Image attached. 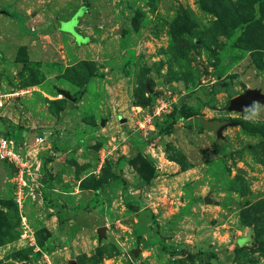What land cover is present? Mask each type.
I'll use <instances>...</instances> for the list:
<instances>
[{
    "label": "rangeland",
    "instance_id": "rangeland-1",
    "mask_svg": "<svg viewBox=\"0 0 264 264\" xmlns=\"http://www.w3.org/2000/svg\"><path fill=\"white\" fill-rule=\"evenodd\" d=\"M0 86V264H264V0H0Z\"/></svg>",
    "mask_w": 264,
    "mask_h": 264
},
{
    "label": "built area",
    "instance_id": "built-area-1",
    "mask_svg": "<svg viewBox=\"0 0 264 264\" xmlns=\"http://www.w3.org/2000/svg\"><path fill=\"white\" fill-rule=\"evenodd\" d=\"M12 94L0 86V108L4 106ZM6 133L0 135V167H3L4 164L13 166L14 171L12 172L13 176L11 177V181L17 186V194H20L22 187L26 184V176H32L34 172L30 168L27 157L21 150L19 142L15 138L10 137V133L7 135ZM43 138L44 134L39 132L34 135L33 141L35 144H39ZM39 178L40 176L37 177V179ZM38 182L37 180L36 184Z\"/></svg>",
    "mask_w": 264,
    "mask_h": 264
},
{
    "label": "water",
    "instance_id": "water-1",
    "mask_svg": "<svg viewBox=\"0 0 264 264\" xmlns=\"http://www.w3.org/2000/svg\"><path fill=\"white\" fill-rule=\"evenodd\" d=\"M86 9V8H85ZM85 9H81V13L79 16L82 15V12H84ZM73 18V17H72ZM62 94L66 98L74 99L71 97L67 92H62ZM252 101H258L260 103H264V93L260 92L258 89H248L241 95L235 96L229 100L228 108L230 110H243L244 106L249 105ZM199 123L201 126L209 128L213 131H215L216 135L219 136L221 134V131L226 126L230 125V121H219V120H199ZM34 198L35 200L40 198V195L36 192H34ZM105 226H100L97 228V236L98 238H101L104 235ZM252 242V235L248 234L246 238L240 239V242L243 241ZM133 254H137V250H133ZM69 264H73L72 260L69 262Z\"/></svg>",
    "mask_w": 264,
    "mask_h": 264
},
{
    "label": "trees",
    "instance_id": "trees-1",
    "mask_svg": "<svg viewBox=\"0 0 264 264\" xmlns=\"http://www.w3.org/2000/svg\"><path fill=\"white\" fill-rule=\"evenodd\" d=\"M172 129V127H171V125L170 124H166V125H164V126H162V128H159L157 131L159 132V133H163V132H165V131H170ZM8 133H10V132H7L6 133V135L8 134ZM117 179H119V175L118 174H116V173H114V172H109L106 176H105V178H104V183H110L111 181H115V180H117ZM46 189V188H45ZM45 189H44V191H45ZM47 191V190H46ZM47 193L48 192H46V198H45V203H46V205L47 206H51V205H54V204H57V205H59V203H58V201H54V200H50L49 199V197H48V195H47ZM61 205V204H60ZM131 208V206L130 205H128V208ZM133 208V207H132ZM135 211L138 209L137 207H134L133 208ZM183 248H182V250H180V252H182L183 253ZM185 252V251H184ZM202 254H205V252L204 251H202L201 252Z\"/></svg>",
    "mask_w": 264,
    "mask_h": 264
},
{
    "label": "clouds",
    "instance_id": "clouds-1",
    "mask_svg": "<svg viewBox=\"0 0 264 264\" xmlns=\"http://www.w3.org/2000/svg\"><path fill=\"white\" fill-rule=\"evenodd\" d=\"M262 110V103L258 101H253L249 105L244 106L243 115L244 118L248 121H253L260 111Z\"/></svg>",
    "mask_w": 264,
    "mask_h": 264
},
{
    "label": "crops",
    "instance_id": "crops-1",
    "mask_svg": "<svg viewBox=\"0 0 264 264\" xmlns=\"http://www.w3.org/2000/svg\"><path fill=\"white\" fill-rule=\"evenodd\" d=\"M113 181L110 182V184L112 183ZM177 249V248H176Z\"/></svg>",
    "mask_w": 264,
    "mask_h": 264
}]
</instances>
